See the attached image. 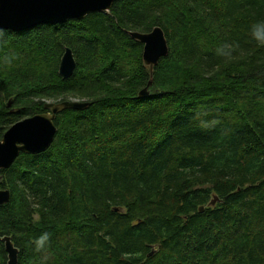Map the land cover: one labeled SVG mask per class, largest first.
Returning <instances> with one entry per match:
<instances>
[{"label": "trees", "instance_id": "16d2710c", "mask_svg": "<svg viewBox=\"0 0 264 264\" xmlns=\"http://www.w3.org/2000/svg\"><path fill=\"white\" fill-rule=\"evenodd\" d=\"M257 21L264 0H117L81 21L1 31L0 141L47 102L89 107L57 114L46 152L0 170V191L10 192L0 264L5 236L17 264H264ZM155 27L169 54L148 86L128 32ZM224 46L231 59L218 54ZM65 48L76 68L63 80ZM43 232L49 244L37 252Z\"/></svg>", "mask_w": 264, "mask_h": 264}, {"label": "water", "instance_id": "95a60500", "mask_svg": "<svg viewBox=\"0 0 264 264\" xmlns=\"http://www.w3.org/2000/svg\"><path fill=\"white\" fill-rule=\"evenodd\" d=\"M117 0H0V32H23L40 25H61L69 21H81L95 13H106ZM129 37L142 45V65L148 69L152 81L154 68L169 54V46L163 30L153 28L150 32H128ZM76 68L72 51L65 48L61 57L58 75L66 80ZM147 86V87H148ZM147 87L139 92V98L148 96ZM11 101L8 103L10 107ZM89 103L76 100L47 102L46 113L36 114L20 120L9 127L0 141V170L9 169L21 155L36 156L46 152L57 133L54 121L57 114L65 110H85ZM10 192L0 191V206L8 204ZM217 198L210 202L213 206ZM202 211V208L199 209ZM7 255L6 264L18 263V249L10 237L1 238Z\"/></svg>", "mask_w": 264, "mask_h": 264}, {"label": "clouds", "instance_id": "9594fccd", "mask_svg": "<svg viewBox=\"0 0 264 264\" xmlns=\"http://www.w3.org/2000/svg\"><path fill=\"white\" fill-rule=\"evenodd\" d=\"M250 36L253 40H255L258 44L264 45V21H257L251 25L250 28ZM218 54L231 59V46H224L219 48ZM49 233L43 232L39 236H37L34 241V248L37 252L45 251L49 244ZM47 259V257H45Z\"/></svg>", "mask_w": 264, "mask_h": 264}]
</instances>
